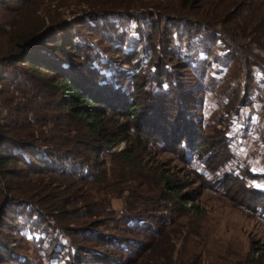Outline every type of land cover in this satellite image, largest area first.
Masks as SVG:
<instances>
[{"label":"rangeland","instance_id":"1","mask_svg":"<svg viewBox=\"0 0 264 264\" xmlns=\"http://www.w3.org/2000/svg\"><path fill=\"white\" fill-rule=\"evenodd\" d=\"M181 2L0 1V123L20 127L25 141L60 155L65 168L34 175L21 164L7 166L15 174L0 179L6 187L0 247L11 256L1 252L0 264H264V0H192L190 10ZM102 11L112 20L139 13L159 21L152 45L176 54L173 72L192 104L175 122L178 103L169 102L154 121L166 136L174 126L188 133V145L164 135L148 139L119 120L109 132L117 144L79 146L78 124L58 113L44 86L49 74L33 76L25 64H11L23 39L59 27L86 32L81 23ZM171 20L183 28L188 22L196 39L184 38L183 30L165 36ZM127 27L132 34L137 23ZM197 34L208 39L206 47ZM141 44L131 64L147 72L153 51L149 39ZM135 96L137 113L153 119L141 90ZM73 159L82 168L71 170ZM5 195L34 206L29 223L6 216L22 202L5 207ZM61 203L63 212L52 211Z\"/></svg>","mask_w":264,"mask_h":264},{"label":"trees","instance_id":"2","mask_svg":"<svg viewBox=\"0 0 264 264\" xmlns=\"http://www.w3.org/2000/svg\"><path fill=\"white\" fill-rule=\"evenodd\" d=\"M191 3L192 0H182L181 7L184 10H190ZM211 7L214 6L208 8ZM102 12L88 17L86 23H81V25L84 24L83 30H86V32L79 31L77 27L73 28L75 31L73 33L65 32L69 30L68 26L67 29H61V27L49 29L37 37L38 39L36 35L23 39L19 52L11 57V64H25L31 70L28 74L33 76L35 74L42 75V73L49 74V77L44 80V86L52 91L50 95L55 99L52 101V105L58 113L78 124L76 138H78L77 145L79 146H85L89 142H94L93 140H98L104 146L117 144L119 138L111 141L109 132L119 120H124L125 126L135 128L140 134L147 133L149 135L148 139L152 134L157 138L166 136V132L162 131L161 127L154 121L156 112L161 109L165 110L166 107L164 108V106L169 102H177V121L175 122H179L180 108L191 107L192 104L190 102L192 99L181 88L180 78L173 72L174 65L172 66V62L176 59L177 63L179 61L178 57H176L170 46L152 45L150 35L159 26V21L152 20L154 16L146 17V15L139 13L131 15L122 13L117 14V18L112 20V13ZM130 21L137 23L136 29L132 32L134 37L132 34L125 32L127 25H130ZM181 23V21L171 20V24L166 28L165 36L171 35L172 37L176 34L177 38L179 36L178 32L183 30L179 34L190 40L194 30L188 22L183 25L185 28L181 26ZM147 29L150 31L149 33L146 31ZM196 32L201 33L202 30L198 29ZM197 35L198 44L206 47L205 45L209 42L208 39L199 34ZM33 39L35 41L29 45L28 43ZM76 39L77 41H74ZM98 39L109 45V47L107 46L108 49L100 50L95 44ZM148 39L153 51L149 55L151 56L152 67L147 72H136L135 65L131 64L132 60L139 55V46L141 45L143 48L141 43ZM161 42L164 43V38ZM235 48L232 47L234 49L232 55L238 51ZM112 54L117 57L121 56L125 61L123 63L116 61V63L115 59L112 58ZM154 57L156 58L155 61L153 60ZM178 64L180 65V63ZM124 65L131 66L130 72L122 67ZM16 85L21 84L16 83ZM131 86L134 89L133 92L130 91ZM140 90L142 101L146 102L148 107L152 109L153 119L146 114L137 113L136 99L138 98L135 95ZM28 94L34 98L39 96L35 91H29ZM183 116L187 122V115ZM184 120L183 123H185ZM12 124L9 121L0 123V179L6 180L9 176L15 174H11L7 169V166L12 164H21L28 169L30 174L34 175L55 173L57 170L60 173L64 172V163L61 161L60 155L47 151L48 148L41 149L32 146L24 140L25 132L17 125ZM148 125H150V128ZM127 127L126 129H128ZM148 128L149 131H147ZM173 129L170 136L165 138H170V140L174 138L178 146L184 142L188 145L190 135L182 132V129L177 128V126H174ZM119 135L121 134L119 133ZM69 152L64 149L65 154L70 155ZM76 166L80 169L83 164H77L73 159L69 168L75 171ZM2 190H6L3 185L0 186V191ZM9 196L5 195L3 197L5 203L2 204L5 207L15 205L14 203L21 204L22 201L19 202L15 198H13L15 200L13 203L12 198ZM53 206L52 211L59 213L63 212V208H65L62 203ZM19 207L17 206V209L9 208L6 216L14 218L15 221L23 219L29 223L28 220L33 216L34 206H25L22 202ZM7 217L4 218L7 219ZM4 222L5 220L0 219V223H2L0 228L2 229L6 228V225H3ZM1 252L11 256V253L7 252L2 246L0 247V255Z\"/></svg>","mask_w":264,"mask_h":264}]
</instances>
